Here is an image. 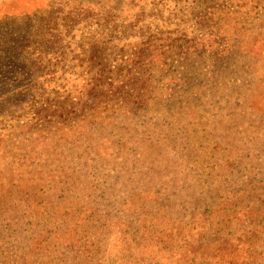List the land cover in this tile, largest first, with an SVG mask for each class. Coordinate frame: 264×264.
<instances>
[{
    "label": "rangeland",
    "instance_id": "1",
    "mask_svg": "<svg viewBox=\"0 0 264 264\" xmlns=\"http://www.w3.org/2000/svg\"><path fill=\"white\" fill-rule=\"evenodd\" d=\"M228 1L0 0V191L6 201L0 212H14L17 215V225H13L12 230L16 236L28 238L30 245L26 255L29 264H91L94 256L84 253L88 251L87 248L80 253L73 242L70 243L73 247H66L74 232L69 222L59 220L64 219L62 212L65 210L170 212L165 203L175 200V212H192L188 208L190 205H181L182 191L187 186L198 187L201 179L196 172H206L205 168L210 163H218L216 158L224 131L222 122H218L219 112L215 106H210L209 101L214 100L217 93H209L211 98L205 94L196 95L200 99L193 103L186 100L187 97L179 96V72H184L188 78L197 74L182 65H174L176 57H169L157 64L161 72L156 81L158 102L151 104L147 113L140 116L114 114L106 126L95 123L94 132H89L93 139L89 148L84 149L83 143L77 146L73 144L71 148L72 135L67 138L65 129L60 133L56 130L49 133L33 125L36 120L33 115L41 110L39 106L45 102L47 94L62 87L64 82L66 93L76 98L85 92L89 82L96 78L95 74L102 70H106L104 74L107 75L109 70L116 67L111 78L115 82L120 80L118 76H122L127 60H131L133 54L156 33L173 34L172 39L177 36L197 38L200 33L195 30L194 22L202 20L207 8H221ZM231 4L240 12L238 16L242 23L232 22L234 30L243 31L246 39L258 36L264 27V0H234ZM252 10L260 22L247 19L250 16H246V11ZM189 60L193 61L190 69L194 63L198 64L193 56H189ZM170 68L171 75L167 73ZM256 79V70L250 69L239 78L247 85ZM221 84L225 92L228 86L224 85H229L230 79H224ZM237 84L244 86L240 81ZM194 94H190L191 98L196 97ZM98 127L102 129L98 130ZM81 130L77 128L74 132ZM260 132L264 137V129ZM243 133L250 135L255 131L249 128ZM212 135L214 138L210 140ZM226 136L229 137L228 134ZM240 137H236L232 148L235 152L233 157L226 160L233 165L238 161L235 160L237 151L244 156L245 150L248 151L246 143L242 142L246 137L241 140ZM214 146L216 148L212 150ZM34 147H43L52 153L48 167L58 172L59 169L65 170L71 180L61 179L71 185L69 190L59 192L62 195L56 193L51 197L44 195L43 198H35L32 206L28 207L20 202V197L25 196L16 192L26 191L32 183L44 180L45 175L36 174L29 178L23 169L19 172L22 179L19 181L17 174H9V169L10 164H18V158L27 150L31 152ZM255 149L256 146L253 153L248 154L255 156ZM261 149H264V141ZM84 150L95 153L99 162L95 164V157H90L83 166L77 165L75 159L80 161ZM261 154L264 157V152ZM78 155L80 158H77ZM162 170L170 172L166 180L171 182L172 189L147 184L158 181L161 177L157 174ZM127 179L143 182L142 187L149 188L148 193L138 194L142 192L138 190L132 198ZM85 181L94 185L85 189L81 185ZM219 181L211 180L214 188ZM256 181L257 178H251V182L247 178L240 181L237 188L242 190L237 196H242L243 189L254 187ZM214 194L215 191L206 196ZM246 197L245 193L241 201H246ZM214 199V202L218 201L216 195ZM238 205L242 206L241 203ZM27 212L35 216L31 217ZM45 220L50 222V227L44 223ZM105 220L101 227L104 243L109 242L112 248L108 255L109 263L133 264L136 253L129 251L134 247V238H129L127 234L131 229L130 217L119 218L115 226H110ZM48 233H51L50 241L45 242L43 239ZM185 234L180 232L175 236L176 244L185 239ZM39 238L41 241H37ZM163 240L159 242L165 244ZM202 249L195 250L196 257L202 255ZM197 261L204 260L201 258Z\"/></svg>",
    "mask_w": 264,
    "mask_h": 264
},
{
    "label": "trees",
    "instance_id": "2",
    "mask_svg": "<svg viewBox=\"0 0 264 264\" xmlns=\"http://www.w3.org/2000/svg\"><path fill=\"white\" fill-rule=\"evenodd\" d=\"M233 1L229 0L221 8H207L202 14V20L193 24L196 26L195 30L200 33L197 38L177 36L172 39L170 37H174L173 34L163 33H156L148 38L145 45L133 54L131 60H127L122 76H118L120 80L116 81L117 84L115 79L111 78V73L116 67L109 70L107 75L104 74L106 70L96 73V78L89 82V87L76 98L66 93L64 82L62 87L47 94L45 102L39 106L41 110L34 113L33 118L36 120L33 125L44 128L49 133L53 130L60 133L65 129L67 138L68 135L73 137L72 143L69 144L71 148L74 147L73 144L77 146L83 143L86 149L93 140L89 132H94L95 123L106 126L114 114L140 116L147 113L151 104L158 102L160 98L156 99L159 96L156 81L161 72L157 64L164 59L176 57L174 65H182L197 74L188 78L184 72H179L180 97H187L186 100L193 103L200 99L196 95L205 94L211 98L209 93H217L214 100L209 101L210 106H215L219 112L218 122H222L224 136L218 149V163H210L205 168L206 172H196L201 179V182L197 183L198 187L187 186L182 191L184 196L180 199L181 205H190L188 208H191L192 212H175V200L165 203L170 212H68L64 209L65 212L62 213L65 217L59 220L62 223L69 222L74 232L66 247H73L74 245L70 244L73 242L80 253L87 248L88 251L84 253L94 256L91 264H110L108 255L112 248L109 242L104 243L105 236L101 226L104 225L105 219L110 226H115L119 218L125 217L131 219V229L129 228L127 234L129 238H134V247L129 251L136 253L133 264H264V157L261 154L264 152V149H261L264 137L260 132L264 129V27L258 36L252 37L253 39H246L243 31L234 30L232 22H238L240 25L242 23L238 16L240 12L231 4ZM246 16H250L247 18L249 21H261L256 19L253 10L246 11ZM189 56L197 59L198 63H194L191 69L193 61L189 60ZM93 57L94 55L92 59ZM200 68L202 70L199 72ZM249 69L256 70L258 79L247 85L239 78ZM171 71L172 68L167 73L171 75ZM224 79H230V84L224 85L228 86L225 92L221 89ZM238 81L244 83V86H237ZM193 93L196 97L191 98L190 94ZM77 128L82 129V132H74ZM249 128L255 133H243ZM99 129L102 128L98 127ZM230 132L232 134L229 135ZM238 135H241L240 140L246 137L242 142L246 143L248 151L245 150V156L241 151H237L235 160L238 161L233 165L234 163L226 160L235 153L232 148ZM212 138L214 135L209 139ZM253 145L257 149L255 156L248 154L253 153ZM215 148L216 146L212 150ZM5 150L8 151V148ZM51 155L52 153L43 147H34L31 152L27 150L18 158V164H10L9 174H17L19 181H22L19 172L23 169L29 178L36 174L45 175L44 180L32 183L26 191L16 192L17 195L25 196L20 197V202L28 207L32 206L35 198H43L44 195L51 197L56 193L62 195L59 193L62 189L69 190L71 184L65 180L71 178H68L65 170L59 169L58 172L48 167ZM90 157H95V164L99 162L95 153L84 150L81 160L75 159L76 164L83 166ZM77 158H80V155ZM169 173L168 170H162L157 174L161 177L158 181L147 184H159L160 187L172 189L171 182L166 180ZM246 178L250 182L251 178H257V181L254 187L243 189L242 196L246 193L247 197L246 201H241L242 196L237 195L242 188L240 190L237 187L239 182ZM213 179H220L215 188L211 182ZM127 180L132 198L138 190L142 191L138 194L148 193L149 188H143V182ZM91 183L85 181L81 185L88 189ZM214 191V196L218 199L216 202L213 195L206 196ZM47 193L51 194L46 195ZM139 200L142 201V198ZM5 205L6 201L0 191V208ZM26 214L31 215V212ZM16 216L14 212H0V264H29L26 255L29 240L25 236H16L12 230V226L17 225ZM185 219L187 221L183 222ZM44 223L50 227V222L45 220ZM180 232L186 233L185 239L176 244L174 238ZM50 237L51 233H48L43 241L49 242ZM162 238L165 244L159 242ZM37 241H41L40 238ZM196 249H202L200 257H196ZM201 258L204 261H197Z\"/></svg>",
    "mask_w": 264,
    "mask_h": 264
}]
</instances>
